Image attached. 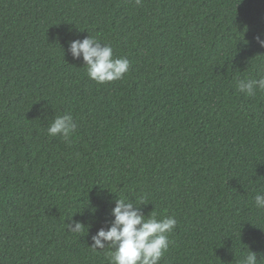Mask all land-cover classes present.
I'll return each mask as SVG.
<instances>
[{
  "label": "trees",
  "instance_id": "16d2710c",
  "mask_svg": "<svg viewBox=\"0 0 264 264\" xmlns=\"http://www.w3.org/2000/svg\"><path fill=\"white\" fill-rule=\"evenodd\" d=\"M89 35L129 60L123 79L67 52ZM256 36L264 0H0V264H107L89 246L117 197L177 219L160 264L247 246L264 264V92L236 90L264 69ZM68 113L71 142L50 138Z\"/></svg>",
  "mask_w": 264,
  "mask_h": 264
},
{
  "label": "clouds",
  "instance_id": "9594fccd",
  "mask_svg": "<svg viewBox=\"0 0 264 264\" xmlns=\"http://www.w3.org/2000/svg\"><path fill=\"white\" fill-rule=\"evenodd\" d=\"M136 3L139 4L140 0H136ZM255 39L264 47V39L259 36ZM67 52L74 60L82 58L87 77L97 84L121 80L129 71L130 62L127 58L115 56L110 44L91 35L83 40L69 41ZM257 76L239 79L236 90L247 97H254L258 91L264 92V69ZM77 127L70 113L57 115L48 123L47 135L70 143ZM253 201L255 208L264 210V192H258ZM114 204L110 213L114 219L110 221V226L107 229L101 227L91 237L92 244L89 247L94 251L109 249L105 254L107 264H160L172 244L169 237L177 227L175 216L160 218L154 208L145 215L140 207L147 205L143 203V197L139 203L127 197H117ZM85 228V224L80 221L67 224V231L72 233H80ZM238 264H258L257 253L247 246V252L241 255Z\"/></svg>",
  "mask_w": 264,
  "mask_h": 264
}]
</instances>
